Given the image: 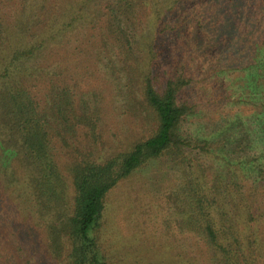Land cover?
<instances>
[{"label": "trees", "instance_id": "16d2710c", "mask_svg": "<svg viewBox=\"0 0 264 264\" xmlns=\"http://www.w3.org/2000/svg\"><path fill=\"white\" fill-rule=\"evenodd\" d=\"M11 1L8 16L0 4V204L3 196L17 210L0 208V264H110L101 236L110 192L165 155L181 180L168 194L170 212L195 242L184 264H264L263 153H248L243 131L196 141L181 131L205 116L251 120L264 136V0H106L101 18L87 14L100 0H45L41 13ZM164 39L172 67L161 81ZM83 52L110 92L77 93L85 76L73 56ZM46 81L40 97L35 87ZM110 108L143 127L123 148L113 128L108 145ZM56 136L71 157L67 174ZM230 137L236 156L215 154ZM42 236L44 248L35 246ZM177 256L166 264H181Z\"/></svg>", "mask_w": 264, "mask_h": 264}, {"label": "rangeland", "instance_id": "374dc122", "mask_svg": "<svg viewBox=\"0 0 264 264\" xmlns=\"http://www.w3.org/2000/svg\"><path fill=\"white\" fill-rule=\"evenodd\" d=\"M41 1L45 4V0H18L22 5L24 3L26 6L30 4L36 6L37 12L40 13L43 12V5H39ZM100 1L102 4L96 5L93 10H89L87 12L88 15L93 14L96 17H102V13L106 11V3H104L106 0ZM0 4L4 11L7 12V16L14 10V2L11 0H0ZM92 32L94 31L89 30V34ZM75 40H77V37ZM84 41L82 48L87 52V57H94L95 42L89 43L87 38H84ZM73 42L70 45H73ZM80 42L81 40L77 41L74 47L76 45L80 46ZM158 44L160 50L158 52L159 62L157 61L156 65L157 74L162 79L161 81H165L172 67L170 40L164 39L158 41ZM84 55L85 53L83 52L79 53L78 56H73V64L85 76V81L77 87V93L93 92L97 89H104L110 92L111 89L107 84L105 75L101 71L99 73L94 72L95 69L89 65L92 61H86L87 57ZM35 64V60L28 62V65ZM22 65L24 64L22 63ZM60 79L61 82L59 83L71 86L75 84V82H71L67 78ZM49 86V82L46 81L39 83L35 89L38 91L39 96L43 97L46 96ZM110 111V123L105 124L104 131L108 145L115 146L109 129L113 128L117 132H121L122 144H120L122 147L120 148H123L130 138L139 134L137 131H142L143 127L132 125L128 119L115 114L111 108ZM245 123V125L233 124L229 120L210 119L200 116L188 118L184 121L181 124V131L184 136L189 137L193 141L197 139L218 140L223 138L227 131H231L226 134L230 136L240 131L237 133L239 135L243 131L248 134V153L254 155L262 152L263 154L256 155L264 156V136L262 132L253 121L246 120ZM132 126L134 133L130 131ZM79 134L81 145L86 146L84 148H89L93 152V148L89 147V137L86 135L85 129L79 128ZM68 138H71L73 143L76 142L75 136H72L71 133H69ZM230 138L229 149L226 148L221 150V152L217 150L215 154L236 156L231 152V146L235 142L232 137ZM58 140H62V137L56 136L55 149L60 158L59 162L63 166L71 157L67 154L65 146ZM187 154L197 153L189 151ZM172 161L173 158L168 155L152 160L143 168L135 171L110 192L107 198V212L102 223L101 235L104 239V249L108 254L110 253V264H166L167 260L170 261L177 255V258L181 257L182 259L181 264H184L183 258L189 254V249L194 248L195 242L193 241L192 233L183 232L179 219L170 212L168 194L170 195L172 191L176 190L181 183L180 178H178L180 173L177 172L176 165ZM0 162L3 165V161L0 160ZM64 171L66 172V169ZM27 206L29 207V203ZM0 208L4 215L10 214L11 216H13L14 210H17L14 202L12 206L3 196ZM34 244L35 246L42 245L44 248L45 237L38 238L34 241ZM168 244H176L178 247L173 249L168 247ZM202 249L204 251L207 250L203 244Z\"/></svg>", "mask_w": 264, "mask_h": 264}]
</instances>
